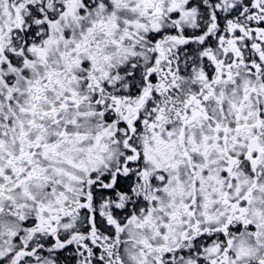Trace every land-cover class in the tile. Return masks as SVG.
<instances>
[{
    "label": "snow or ice",
    "instance_id": "1",
    "mask_svg": "<svg viewBox=\"0 0 264 264\" xmlns=\"http://www.w3.org/2000/svg\"><path fill=\"white\" fill-rule=\"evenodd\" d=\"M0 264H264V0H0Z\"/></svg>",
    "mask_w": 264,
    "mask_h": 264
}]
</instances>
